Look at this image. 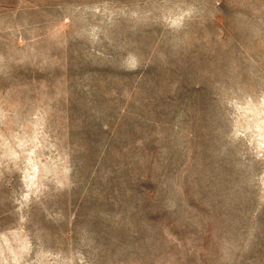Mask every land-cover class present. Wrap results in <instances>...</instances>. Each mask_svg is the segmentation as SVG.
I'll return each mask as SVG.
<instances>
[{"label": "rangeland", "instance_id": "1", "mask_svg": "<svg viewBox=\"0 0 264 264\" xmlns=\"http://www.w3.org/2000/svg\"><path fill=\"white\" fill-rule=\"evenodd\" d=\"M0 264H264V0H0Z\"/></svg>", "mask_w": 264, "mask_h": 264}]
</instances>
